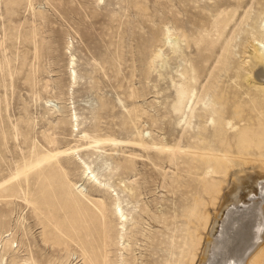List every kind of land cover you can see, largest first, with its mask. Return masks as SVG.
<instances>
[{
	"label": "rangeland",
	"instance_id": "374dc122",
	"mask_svg": "<svg viewBox=\"0 0 264 264\" xmlns=\"http://www.w3.org/2000/svg\"><path fill=\"white\" fill-rule=\"evenodd\" d=\"M182 1L0 0V134L4 131L8 138L12 134L7 148L0 147V178L4 179L20 166L22 156L33 144L32 140H37V148L43 156L49 149L43 132L53 133L69 179L83 181L82 168L72 156L78 153L91 163L101 180L119 191L129 210V221H139L130 238L137 264L165 263L169 257V236L178 229L173 228L174 224L179 227L184 220L181 210L190 193L188 196L187 189L163 186L162 171L143 150L135 146L136 127L131 123L125 106L130 108L135 103L143 105L147 111L140 124L148 140L156 139L151 141V155L159 151V146H162V157L175 153L177 158L186 155V152L198 151L204 146L202 143H192L190 150L186 146L188 141L182 134L183 121L178 119L181 115H176L175 103L179 99L184 100L183 112L189 108V104L186 105L192 88L200 90L203 84L208 86L209 81H214L217 88L224 85L242 57L240 50L249 31L256 30L254 26L258 22L252 11L250 17L239 24L241 17L238 16L243 8L232 13L233 8L229 7V20H222L223 15L216 20L211 17L212 21L199 30L201 34L196 33L198 43L183 41L177 57L164 48L166 56H170L171 67L161 61L157 71L146 77L143 72L144 50L151 42L160 16L171 18L177 12L187 30L191 31L194 27L190 22L191 3L188 5L185 0V4ZM217 1L200 0L198 4L209 5ZM186 5L189 6L186 9H190V16ZM232 35L230 51L225 54L226 57L219 58L226 40ZM212 45V59L205 65L200 77L195 72L191 73L187 93L178 68L182 69L186 58H196L199 49ZM8 69H11L12 77L7 75ZM73 70H76V82ZM130 88H135L137 98H129ZM199 107L198 104L196 111H201ZM73 112L79 115L80 124L76 131H73V124L67 117ZM153 118L157 119V123L153 124ZM15 125L18 131H15ZM193 128L196 130V125ZM191 132H194L193 129L187 134L190 136ZM181 135L178 146L172 139ZM190 140L193 142V139ZM166 165L170 175L173 172L181 174L177 166L169 167V162H165L164 167ZM84 185L87 192L104 197L110 205L111 198L105 191L90 183ZM227 185L217 204L210 206L211 222L207 230L202 231L203 244L214 234V241L210 238L208 243L211 249L207 250V243L206 249L202 245L193 264H216L214 257H217L222 240L223 220L233 208L231 201L228 205L224 204L223 199L231 190L228 187L230 184ZM142 207H146L147 212L142 211ZM220 207H224L223 210ZM161 212L170 214L166 215L169 218L176 213L177 216L173 220L170 218L168 226L156 220L154 215ZM216 212L220 216L215 215ZM0 216V264H10L11 260L9 254L3 256L2 236L16 237L14 247L23 241L24 245L16 249V255L20 257L26 256V250L32 249L34 253L38 251V259L46 264V260L64 258L68 252V263L75 261L78 252L74 245L42 250L44 245L40 242L42 229L39 221L33 217L32 206L21 198L14 197L9 203L0 200ZM216 216L220 217L218 225ZM110 249H114L110 255L115 259L118 247L113 244Z\"/></svg>",
	"mask_w": 264,
	"mask_h": 264
},
{
	"label": "bare ground",
	"instance_id": "6f19581e",
	"mask_svg": "<svg viewBox=\"0 0 264 264\" xmlns=\"http://www.w3.org/2000/svg\"><path fill=\"white\" fill-rule=\"evenodd\" d=\"M185 2H188V5L191 3V10H188L191 11L190 22L194 27L191 31L187 30L177 12H172L171 18L168 15L160 16V22L156 24L157 29L152 31L151 42L144 44L146 57L143 72L146 77L157 71L161 61L171 67L170 56H166L164 48L171 50L172 56L177 57L183 41L188 42L187 44L198 43L196 33L201 34L199 30L204 29L212 21L211 17L216 20L223 15L222 20H229L230 16H227L229 7L233 8L232 13L243 8L238 16L241 17L239 24L247 20L252 11L256 14L258 22L254 26L256 30L249 31L240 50L242 57L224 85L217 88L214 81H209V85L203 84L200 90L194 91L192 88L186 105L189 104V108L188 110L185 108L183 112L184 100L179 99L175 103L178 112L176 115L177 117L181 115L178 119L183 121L182 134H185L183 137L188 141L186 146L190 150L192 143H202L204 146L198 151L186 152V155L177 158L174 157L175 153L162 157V146H159V151L151 155L153 149L151 141L155 142L156 139L148 140L140 124L143 114L147 111L143 105L135 103H132L130 108L125 106L131 123L136 127L135 146L143 150L156 168L162 171L163 186L184 188L187 189L186 194L190 193L188 200L185 198L188 202L181 210L184 220L179 227L178 225L175 227L174 224L173 228L178 229H173L175 232L169 236L167 245L169 257L165 259L164 264H193L202 245V248H205L207 243V250L211 249L208 243L211 239L214 241L212 238L214 234L203 244L202 231L207 230L211 222L210 206L214 207L217 204L227 183L230 184L227 186L231 190L226 194L228 196L223 199L225 201L223 203L228 205L231 201L233 208L223 220L222 232L220 231L222 240L219 245L217 244L219 249L217 257H214L216 264H264V0H218L209 5L204 3L199 5L200 0ZM233 37L232 35L226 40L219 58L226 57L225 54L232 46ZM212 48L213 45L199 49L196 58H186L182 69L178 68V74L183 75L181 78L184 83L183 89L187 87V93L188 82L192 79L191 73L195 72L198 77L201 76L205 65L212 59ZM7 75L13 76L11 69H8ZM73 80L75 82L77 80L76 70H73ZM130 89L129 98H137L135 88ZM198 104L201 111H196ZM67 117L73 124V131L78 130L80 124L78 113L73 112ZM152 120L153 124L157 123L156 118ZM194 125L197 127L196 130L193 128ZM16 126L15 131H18ZM192 129L194 132L189 136L187 132ZM10 138L3 131L0 134V147L7 148ZM43 138L49 146L43 156L37 148V140H32L33 144L22 156L23 162L20 166L4 179L0 178V200H7L9 203L14 197H18L32 206L33 217L38 219L42 229L40 233V242L42 241L44 245L41 246L42 250L56 246L76 247L78 255L74 262L68 263L70 252L67 249L66 258H56L59 261L51 258L52 260H46L47 264H137L130 238L139 221L137 219L129 221V210L119 191L101 180L91 163L78 153L72 156L82 168L83 181L70 180L67 168L59 155L60 146L57 145L56 137L53 133L45 131ZM181 138L182 135L172 140L180 146ZM190 139H193V142ZM189 154L191 155L187 157ZM165 162H169V167L177 166L181 174L173 172L170 175L166 170L168 165L164 167ZM183 181L184 184L181 183ZM84 183L98 186L105 191L111 198L110 205L104 197L87 192ZM241 203L242 205H239ZM146 209L142 207V211ZM167 214L161 212L154 216L156 220L166 225L170 218L173 220V217L177 216L176 213L169 218ZM215 215L219 214L216 212ZM218 218L220 217L216 216V224L219 222ZM16 240V237H1L3 256L7 254L11 256L10 264H46L38 259L40 257L38 251L36 254L32 249L26 250L28 251L26 256L16 255L17 247L24 245L21 240L14 247ZM113 244L118 247L115 259L110 255L114 251L110 249Z\"/></svg>",
	"mask_w": 264,
	"mask_h": 264
}]
</instances>
